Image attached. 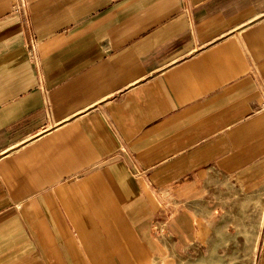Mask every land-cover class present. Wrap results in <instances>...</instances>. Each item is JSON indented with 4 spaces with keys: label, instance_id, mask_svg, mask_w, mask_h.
<instances>
[{
    "label": "crops",
    "instance_id": "0c3cea01",
    "mask_svg": "<svg viewBox=\"0 0 264 264\" xmlns=\"http://www.w3.org/2000/svg\"><path fill=\"white\" fill-rule=\"evenodd\" d=\"M24 1L0 0V264H264V0Z\"/></svg>",
    "mask_w": 264,
    "mask_h": 264
},
{
    "label": "rangeland",
    "instance_id": "374dc122",
    "mask_svg": "<svg viewBox=\"0 0 264 264\" xmlns=\"http://www.w3.org/2000/svg\"><path fill=\"white\" fill-rule=\"evenodd\" d=\"M203 253H204L203 247H201L197 250H191L185 254H181L177 256V258L174 261L166 260L163 262H159L157 264H255L256 263V261L253 259L252 260L238 259L239 254L232 255L230 252H228L227 254H223L222 252H219L216 258L214 257L212 260H208L207 262H205L203 258Z\"/></svg>",
    "mask_w": 264,
    "mask_h": 264
},
{
    "label": "built area",
    "instance_id": "2783aa9c",
    "mask_svg": "<svg viewBox=\"0 0 264 264\" xmlns=\"http://www.w3.org/2000/svg\"><path fill=\"white\" fill-rule=\"evenodd\" d=\"M25 10H26V3L24 0H21V3L15 8V11L25 13Z\"/></svg>",
    "mask_w": 264,
    "mask_h": 264
}]
</instances>
